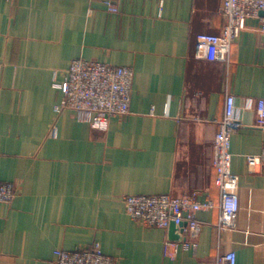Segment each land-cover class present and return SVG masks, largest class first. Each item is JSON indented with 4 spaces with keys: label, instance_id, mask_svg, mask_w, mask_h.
Masks as SVG:
<instances>
[{
    "label": "crops",
    "instance_id": "0c3cea01",
    "mask_svg": "<svg viewBox=\"0 0 264 264\" xmlns=\"http://www.w3.org/2000/svg\"><path fill=\"white\" fill-rule=\"evenodd\" d=\"M222 0H0V264H57L55 250L98 243L115 264H264V166L245 156L264 144L253 110L231 137L237 176L233 227H217L220 189L213 143L226 96L264 98V34L249 17L228 61L194 56L199 33L220 34ZM130 66L129 112L95 129L84 114L55 111L72 59ZM54 128L55 134L50 130ZM196 191L215 207L195 249L165 252L168 229L145 227L124 210L126 195Z\"/></svg>",
    "mask_w": 264,
    "mask_h": 264
},
{
    "label": "built area",
    "instance_id": "2783aa9c",
    "mask_svg": "<svg viewBox=\"0 0 264 264\" xmlns=\"http://www.w3.org/2000/svg\"><path fill=\"white\" fill-rule=\"evenodd\" d=\"M118 0H102L108 12H117ZM225 24L220 34L199 33L194 44V56L207 61L227 62L231 43L246 27L249 17H257L258 29L264 34V0H222L220 9ZM262 12V14H260ZM133 80L130 66L111 65L97 60L72 59L61 82L53 87L61 90L62 96L54 109H65L84 114L95 129H106L109 119L129 112V100ZM253 110L256 113V127L264 130V98L227 95L224 116L218 121L213 143V167L215 184L220 189V215L217 227L221 230L233 227L238 209L236 193L237 176L231 172V137L234 130L242 125V114ZM55 134L54 128L50 130ZM250 170L264 166V144L256 154L245 156ZM15 186L9 181H0V202L8 203L14 197ZM125 213L145 227L167 228L170 222L184 223L182 242H165V252L178 244L183 248L195 249L203 224L197 213L215 207V202L206 197L197 198L196 191L181 195L169 193L154 195H126L123 197ZM57 264H115V259L102 252L98 243L76 250H55ZM216 264H236L233 251L224 253Z\"/></svg>",
    "mask_w": 264,
    "mask_h": 264
},
{
    "label": "water",
    "instance_id": "95a60500",
    "mask_svg": "<svg viewBox=\"0 0 264 264\" xmlns=\"http://www.w3.org/2000/svg\"><path fill=\"white\" fill-rule=\"evenodd\" d=\"M262 14V12H260ZM184 225V223L175 224L173 222H170L167 229H168V236L170 240L174 241H181V227Z\"/></svg>",
    "mask_w": 264,
    "mask_h": 264
}]
</instances>
